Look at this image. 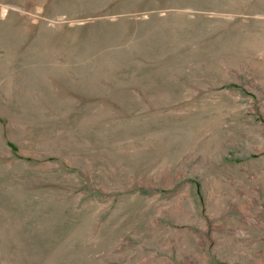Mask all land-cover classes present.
<instances>
[{"label":"rangeland","instance_id":"1","mask_svg":"<svg viewBox=\"0 0 264 264\" xmlns=\"http://www.w3.org/2000/svg\"><path fill=\"white\" fill-rule=\"evenodd\" d=\"M0 264H264V0H0Z\"/></svg>","mask_w":264,"mask_h":264},{"label":"bare ground","instance_id":"2","mask_svg":"<svg viewBox=\"0 0 264 264\" xmlns=\"http://www.w3.org/2000/svg\"><path fill=\"white\" fill-rule=\"evenodd\" d=\"M30 254H31V253H30ZM30 254H29V255H30ZM31 256H32V255H31ZM24 258H25V257H24Z\"/></svg>","mask_w":264,"mask_h":264}]
</instances>
